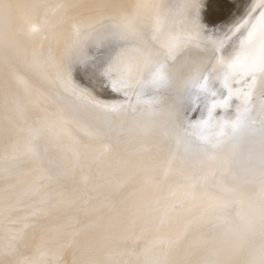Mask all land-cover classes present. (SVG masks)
I'll use <instances>...</instances> for the list:
<instances>
[{"label": "snow or ice", "instance_id": "obj_1", "mask_svg": "<svg viewBox=\"0 0 264 264\" xmlns=\"http://www.w3.org/2000/svg\"><path fill=\"white\" fill-rule=\"evenodd\" d=\"M231 7L0 0V264H264V0Z\"/></svg>", "mask_w": 264, "mask_h": 264}, {"label": "rangeland", "instance_id": "obj_2", "mask_svg": "<svg viewBox=\"0 0 264 264\" xmlns=\"http://www.w3.org/2000/svg\"><path fill=\"white\" fill-rule=\"evenodd\" d=\"M224 1L225 0H215L214 1L215 3L213 2L214 5L212 1L211 2L208 1L207 5L205 4L202 12L199 13V16H197L198 17V19L196 18L197 21L201 23L207 31H212L214 29L220 28L221 26H224V30L227 31L228 28L234 26L233 21L235 20V17L232 16L233 15L232 11H234V9L231 7L232 4L226 5L225 3H227V1L225 3ZM181 3H185V4L191 3L192 4L193 0L192 1L191 0H174L173 6L177 4H181ZM210 3H212V5H210ZM229 19L230 21H228ZM98 90H99V87H98ZM101 95L107 96L109 95V93L101 92Z\"/></svg>", "mask_w": 264, "mask_h": 264}, {"label": "bare ground", "instance_id": "obj_3", "mask_svg": "<svg viewBox=\"0 0 264 264\" xmlns=\"http://www.w3.org/2000/svg\"><path fill=\"white\" fill-rule=\"evenodd\" d=\"M192 1V0H191ZM208 1H212V3L215 1H213V0H193V3L192 4H195V6H196V8H195V12H196V18L198 19V17L197 16H199V13H201L202 12V10H203V8H204V6H205V4L207 5V3H208ZM227 1V3H225ZM251 2L252 3H254L255 2V0H251ZM169 3L170 4H172L173 5V3H174V0H169ZM212 3H210V5H212ZM215 3V2H214ZM214 3H213V5H214ZM224 3L227 5V4H232V0H225L224 1ZM191 4V3H190ZM224 5V4H223ZM229 7V6H228ZM233 12V11H232ZM232 14V13H231ZM218 16H220V15H218ZM233 16V15H232ZM214 18V17H213ZM233 18V17H232ZM202 19V18H201ZM234 19V18H233ZM232 19V20H233ZM228 21H230V19L228 20ZM230 23V22H229ZM205 24V23H204Z\"/></svg>", "mask_w": 264, "mask_h": 264}]
</instances>
